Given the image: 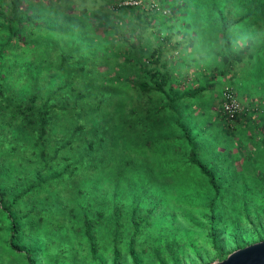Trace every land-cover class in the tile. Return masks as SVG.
<instances>
[{
    "label": "trees",
    "instance_id": "obj_1",
    "mask_svg": "<svg viewBox=\"0 0 264 264\" xmlns=\"http://www.w3.org/2000/svg\"><path fill=\"white\" fill-rule=\"evenodd\" d=\"M41 1L44 6L42 3L40 4V0L38 4L42 6L39 5L41 12L44 14L43 16H61L60 19L62 21L66 20L69 16L67 21H65L67 22L66 24L76 23L75 19L71 18L75 15L69 13L72 5L71 2L74 1H68L64 5L63 10H50L46 1L54 0ZM166 1L170 4L177 2V0ZM247 1L249 0H244V2ZM35 3V0H0V58L1 60L3 58L10 59V63H5V68L10 75V79L27 71L29 64H23L24 62L29 63L26 52L31 44L32 34L34 31H38L40 37H46V39L42 40L44 44L49 42V38L54 39V36L56 37L55 44L48 47L44 61H51L57 55L62 63L66 61L65 66H58V72L64 73L66 71L67 75L72 70L79 72L86 71L88 73L92 70L100 73L101 76L91 80L92 76L87 77L85 75L88 78L87 82L90 79L89 84L97 82L108 83L109 85L111 81L114 83L119 81L125 82L128 88L129 86L135 88L138 91L137 95L143 99L137 101L140 111L143 113L135 110L136 104H132L130 108L127 106V108L128 112H137L139 117L136 123L139 126L142 125L141 128H144V132L149 133L151 126L148 122L149 119L154 116L158 117L160 114H165L161 112V109L165 105L171 108L182 97L187 96L188 92L184 94L176 93L174 90L176 88L171 86L172 58L165 55L169 49L163 41V39L170 38L172 32L176 33L180 31L181 24L178 21L179 17H181L179 16L180 13L171 12L168 17H164L166 19L164 22L168 26V32L161 34L160 38L156 34L158 39H149L152 42L149 43L145 35L142 37V33H139L140 31L138 32L139 36L132 29L127 28L122 30L120 24L124 21L120 23L108 17L104 21H101L104 18L102 14L107 15L106 12L108 10L120 9L123 11L124 9H131L138 5L128 2H114L111 7L103 6L106 8L104 10H102L103 7L92 9L96 14L93 17L86 16V12H90L91 10L88 11L81 7L79 11L80 13H84L86 17H84L85 20H82L81 23H76L75 28H79V31L83 32L88 40L84 42L80 41V44L84 46L85 44H91L93 46V43L98 42L99 46H97L100 50L98 51L99 53H96L97 51L91 52L89 58L81 61L83 64L80 62L75 64V61L77 62L75 59H79L82 49H78L76 53H74L75 49L69 51L66 46V39L76 40L77 37L81 39L82 35L74 33V36H70L71 32H69L67 34L58 33L53 36L52 33L56 31V28L53 26L54 29L48 23L35 28L36 23L32 22L31 28L28 29V24L24 25L23 19L39 18L40 11L38 6H34ZM155 9H150L149 16H159L157 14H162L160 10L156 9V11ZM158 11L161 13H158ZM209 11L218 12V6H211ZM251 11L249 9L247 12ZM146 14L148 15L146 11L141 10L135 16L140 15V18L144 20L143 16H146ZM238 19H242V17L239 16V18L233 21ZM169 20L170 22H167ZM218 21H221L220 26L223 28L222 35L216 31L213 34L216 35H214L215 37H219L216 48L217 52L219 49L222 55L219 54L222 64L218 66L223 73L224 68L229 67L234 62L232 55H230V58L228 56L230 52H233L232 49L230 50V43L233 42L230 40L229 26L226 24L229 21L224 19V17H217L216 23H219ZM139 24L140 22L138 21L137 27L140 26ZM95 26H98L103 31L101 33L95 32ZM118 31H120L122 37L115 35ZM41 33L43 34L42 36ZM219 41L223 43L224 47H220L222 43ZM225 48L228 49L225 50ZM227 51H229L228 54ZM237 53L239 57L242 52L238 51ZM233 55L235 56V54ZM108 61H111V66L106 64ZM70 64H75L76 67H72L70 70ZM38 65L42 66V64ZM68 66L69 69H67ZM116 67L119 69L116 70ZM35 70L38 72V68H35ZM42 74V77H45V79L55 76L54 69L48 68H46V71L42 70ZM57 76L59 80L64 75ZM107 78H110L108 82L106 81ZM45 79L42 78V81ZM68 79H76V76L70 75ZM62 86L61 84H57L53 90H47L44 93V85L42 83L39 91L33 92L27 98L23 96L25 99H21L14 98L12 95L14 93L2 92L3 86L0 84V113L6 114L2 118L0 116V134H10V126H7V124L9 122L11 124L12 122V126L16 122L15 127L17 131L6 142L12 145V147L16 146L17 141L27 144L20 147V160L24 163V169L17 171L13 175L15 176L14 180L13 178L10 179V176H6L9 171L4 167V163L0 159V165H3V175H0V212L3 213L0 217V236L4 237V245L8 247L9 253L11 249L14 253L21 256L24 264L53 263L57 259H62L60 261L61 264H82L80 263L81 261H77L75 258V255L81 256L79 253L90 256L92 260L88 262L89 264H106L105 259H107V256L110 258H108V264H167V260H170L171 264H204L211 261L210 255H202L205 247L203 244L196 243V239L193 238L195 230L188 223H190L189 221L193 222L192 216L195 214L198 217L195 220L196 223L199 225L206 224L212 248H220L216 244L218 228L215 227L217 222L214 218L217 216L216 205L219 198L216 197V192L218 186L213 173L208 170L205 164L197 159L196 146L186 126L175 123L173 119H171L170 123L165 121L161 124L167 127V129L163 130L162 139L166 141L178 139V141L174 140L172 142L171 149L173 151L184 150L187 161L199 167L200 171L206 176L210 186H212L215 194L212 197L206 198L203 206L199 207V210L196 211L183 210L184 200L182 201L180 197L174 198L173 204L176 208L171 209L172 213L169 214L170 219L173 221L170 226L172 224L174 226H171L167 230L160 226L154 228L155 226H152L151 223V215L155 206L149 201L145 204L144 214L136 213L137 209H139L138 206L142 203L139 199H132L133 202L127 209L122 203H114L113 208L105 206L104 201L103 203L98 202L97 205L93 203L94 205L92 206L91 199L87 194L90 188L87 176L99 174L103 167L101 161L102 148L100 150L97 148V140H101L102 135H98L97 132L93 131L90 122L87 121V116L84 118L79 112V109L85 110L84 96L88 90H78L74 95V99L70 102L69 94L75 92V89L69 88L70 90H65ZM55 92H57V100H52ZM101 92L102 90H98L97 87H95L94 91L89 89V95L92 96L90 97L92 101L90 107L93 111L98 110L100 103L105 101L102 96H99L102 94ZM165 96L167 97L166 104L163 102ZM65 105L68 109H78V117L75 119L76 122L70 126L61 125L59 128L56 127L58 125L57 110L65 111ZM151 105L154 110H150ZM170 113H167L168 116L171 115ZM219 114L222 117L224 125L232 127V123H234L240 113L231 122L226 121L220 111ZM3 120H8L7 124ZM52 124H55V126ZM173 124L176 125L173 129L174 131L172 130ZM22 128L25 131L24 129L21 131ZM152 141L155 142V138L145 137L142 140L144 146L149 145ZM2 144L0 141V147H2ZM13 150L10 148V152ZM93 158L94 160L92 161ZM88 169H90V172ZM56 181H59L60 185L50 190L51 187L48 185H53ZM42 190L48 192L42 195ZM25 194L29 195V202L31 203L25 202L26 204L19 205L18 199ZM116 202L118 201L116 200ZM11 207L16 208V210L11 211ZM159 211H163V209ZM179 211L181 216H185L181 218V222H178L179 215H176ZM12 212H15L16 217L13 216ZM45 214L49 216L45 221L47 228L51 231L49 236L43 233L44 230L42 233L38 231L41 222L46 218ZM14 219L19 223L15 224ZM106 222L110 225L109 228L106 226L103 228L102 224H106ZM55 229L59 230L62 234L63 243L51 242L52 236H58ZM30 231L35 233H30ZM138 231L139 235L146 234L147 239L151 240V243H148L149 245H145L137 251L134 241L137 238V236L135 238V234ZM103 234L106 235L107 240L105 241L102 240ZM40 235L44 238V242L40 245L30 246L31 242L24 241L26 239L39 238ZM108 236L110 237L109 242ZM165 236L169 237V241L164 243L167 248L166 257L160 254V252L165 250L162 248L163 245H161L160 241H156L158 237ZM185 236L188 239H185ZM73 241L79 245H74ZM80 241L81 243H79ZM119 241L124 244V252L126 251V253L130 254V260L125 259L124 261H120L117 259L120 256L118 255L119 250L117 247ZM71 242L74 245L73 249L70 245ZM96 244L100 246L98 253L95 250ZM232 249L227 248L225 253H228ZM105 251L108 252L107 255ZM141 251L143 254L140 253ZM221 252L220 249L217 251L218 254ZM67 256L71 257L68 259L64 258ZM3 260H5V257L0 259V264H2Z\"/></svg>",
    "mask_w": 264,
    "mask_h": 264
},
{
    "label": "rangeland",
    "instance_id": "obj_2",
    "mask_svg": "<svg viewBox=\"0 0 264 264\" xmlns=\"http://www.w3.org/2000/svg\"><path fill=\"white\" fill-rule=\"evenodd\" d=\"M68 1L71 0H54L46 1V3H48L50 10H63L64 5ZM72 1L74 2H71L72 5L69 13L75 15L71 18H74L76 23H81L82 20H85L84 17L86 16H95V11L92 9L102 8L103 6L111 7L114 2H128L138 5L131 9H124L123 11L120 9L113 11L108 10L106 12L107 15L104 13L102 14L104 18L101 19V21H104L106 17L120 23L124 21L120 24L122 30H125L127 26L134 30L135 34H138L140 31L139 33H142V37L144 35L143 33L146 32L147 36L145 37L149 43H152L149 39L154 40V38L156 39L158 37L157 35H159L160 38L161 34L168 32V26L163 22L151 26L152 19L149 17L151 8H156L162 12V14H157L159 15L158 17L153 15V18L162 19L163 17H168L171 12L180 13L179 16L181 17H179L178 21L181 24V27L179 28L181 34L187 32H195L200 35L202 33L213 34L216 31L220 32L222 35L223 28L220 26L221 21L216 23V20L217 17H224V19L229 21L226 24L229 26L228 31L230 32L229 35H231L230 40L233 42L230 43V50L232 49L233 52L228 54L229 51H227V54L229 58L230 55H232V60H234V64H232L234 67H236L238 62L242 63L239 68H236V73H240V81L243 82L244 86H246L245 88L249 90L250 94L264 95V0H249L247 2H244V0H177V2L173 4L168 3L166 0ZM35 2L34 6H38L40 11L39 18L23 19V24H28V29L31 28L32 22L36 23L35 28L39 25L48 23V25L51 24L52 27L54 26L56 28V31L52 33L53 36L58 33L67 34L69 32H71L70 36H74V33L77 35L81 34V39L79 37H77L76 40L66 39V46L69 51L75 49L74 53H76L78 49H82L79 59H75L77 60V62L75 61V64L79 62L82 63L81 61L83 59L86 60L89 58L91 52L97 51L96 53H99L98 51L100 48L98 47V42L93 43V46L91 44H85V46L80 44V41H87L88 38L84 36L83 32L79 31V28H75L76 23L66 24L67 22L65 21H67L69 16L64 21L60 19L61 16H43L44 14L40 9L42 1L40 0V4H38L39 0H35ZM211 6H218L219 11L210 12L209 9ZM81 7L91 11L86 12L85 16L84 13H80L79 11V8ZM104 9L106 8L103 7L102 10ZM249 9L252 11L247 12ZM141 10L148 13V15L146 14V16H143L146 17L144 20L140 18V15L137 17L135 16V14L140 13ZM160 11H158V13H161ZM239 16H241L242 19L233 21L236 18H239ZM139 19L140 26L137 27ZM98 26H95L94 31L101 33L103 30H100V26ZM73 30L75 31L73 32ZM153 30L156 31L154 34ZM140 34L138 35L140 36ZM42 35L43 34L41 33V36ZM115 35L119 37L122 34L118 31ZM44 39H46V37H40L39 32L34 31L31 38V44L26 52L27 58H29L27 61H29V63H23L26 65L29 64V67L25 73H20L18 76L12 77V79H10V75L5 68V63H10V59L3 58L1 60L0 58V84L3 86L2 92L14 93L12 94L14 98L25 99L33 92L39 91V87L42 83L44 85V93L47 90H53L57 84H61L65 90L69 88L75 89V92L69 94L70 102H72L74 95L78 90H88L84 96L85 110L79 109V112L84 118L87 116V121L90 122L92 130L97 132L98 135H102V139L97 140V148L99 150L102 148L101 161L103 167L99 174L87 176V181L90 186L87 194L91 199L92 206L94 205L93 203L97 205L98 202L103 203L104 201L105 206L107 205L108 207L110 206L113 208L114 203H122L127 209L131 206L133 202L132 199H139L142 203L140 205L141 207L138 206L139 209H137L136 213L144 214L145 204L149 201L155 206L151 215L152 226H155L154 228L160 226L167 230L171 226H174L173 224L170 226L173 221L169 217V214L172 213L171 209L176 208L173 204L174 198L180 197L182 198V201L184 200L182 207L183 210L196 211L199 210V207L203 206L206 202V198L214 196V190L208 183L206 176L200 171L198 166L187 161V156H185L186 154L184 150L173 151L171 149L172 142L174 140L178 141V139L176 138L170 141L162 139L163 130L167 129V127L161 124L165 121H168L169 123L171 122V115H169V118L167 113H174L173 109H175L181 112L183 118L182 123H186L184 124L189 131L192 140L197 142V159L205 164L208 170L213 173L218 186L216 197H218L219 200L216 205L217 216L214 218L217 222L215 227L218 228L216 244L220 246L219 249L222 252L218 254L217 251L219 249L212 248L206 224L199 225L196 223L195 220H197L198 217L195 214L192 216L193 222L189 221L190 223H188V225L195 230L193 238L196 239V243L203 244L205 247V251L202 255H210V260L221 259L227 254L225 253L227 248L234 249L235 247H240L248 242L264 238V134H261L259 131H264V123L255 120V122H251L246 127H242L241 132L236 134L233 140H227L225 135L221 137L219 134L215 133L214 130L212 131L211 127H208L209 129L206 128L205 123L208 115L205 111L198 115L191 114V105L194 103H189L180 99L176 102L177 104L171 106V108L165 105L164 108L161 109V112L165 113L164 115L160 114L158 117L154 116L149 119L148 122L151 124L149 133L144 132V128H141L142 125L139 126L136 123L137 118L139 117L137 112H128L127 108V106L130 108L132 104H136L135 110L142 112L140 111L139 103L137 101L143 99L141 96L137 95L138 91L135 88H131L130 86L128 88L125 82L119 81L115 83L111 81L109 82V85L108 83L103 84L97 82L89 84L90 79L87 82L88 78H86L85 75L87 77L92 76L91 80L101 76L100 73H96L92 70H90V73L86 71L79 72L77 70H72L67 75L66 71H64V73L61 71L58 72V66H65L66 61H63L62 63L58 55L54 56L51 61H44L47 55V49L50 45L55 44L54 41L56 40V37L54 36V39L49 38L47 44L42 42ZM219 42L222 43L221 41ZM206 44L208 45V43ZM220 47H224L223 43L222 45L220 44ZM226 49L228 48H225V50ZM238 51L242 52L239 57L237 53ZM218 53L221 55L219 49ZM174 54H176V51L172 52V55ZM233 54H235V56ZM168 56L170 57V54H168ZM248 56L249 58L247 59ZM235 61L238 62L235 64ZM110 62L111 61H108L106 64L111 66L112 64ZM38 64H42L43 67ZM75 64L69 65L70 70L72 67H76ZM69 66L67 69H69ZM35 68H38V72H36ZM46 68L54 69V75L56 77L53 76L46 79L45 77H42V70L46 71ZM117 69L119 68L116 67V70ZM57 75L64 76L58 80ZM70 75H75L76 79L69 80L68 76ZM42 78L45 80L42 81ZM61 80L62 82L59 83ZM108 80H110V78L106 79L107 82ZM216 82L218 83L212 88V92L218 91V88L221 87L220 83L222 80L218 78ZM129 83L132 84L130 81ZM95 87H97L98 90H102V94L99 96H102L105 101L100 103L98 110L93 111L90 107L92 104L90 97L92 96L89 95V89L94 91ZM56 95L57 92H55L52 100H57ZM23 96H25V98H23ZM209 96L210 94H208V96L206 95L200 103H206L208 101L207 97ZM190 99H193V101L197 100L196 96ZM108 102L110 103L109 105ZM163 102H165V104L167 103L166 96L164 97ZM249 105L252 106V102H249ZM262 106H264V104ZM150 110H154L152 109V105ZM77 113L78 109H68L66 105L65 111L57 110L58 125H56V127L60 128L61 125L70 126L75 123V119L78 117ZM4 115L6 114L0 113L1 118ZM7 121L8 120H3L6 124ZM11 124L10 122L7 124V126H10V134H0V141L3 143L2 147H0V159L2 160V163H4V167L9 171L6 176H10V179L13 178L14 180L15 176L13 175L17 173V171L24 169V163L20 160V147L27 144L17 141L15 149L14 146L12 147V145H9L8 142H6L11 138V135L15 134L17 131V128L15 127L16 122L13 123L12 126ZM52 125L55 126V124ZM172 127L173 130L176 125L173 124ZM23 129L24 128H22L21 131ZM250 129H252L253 132L249 133ZM145 137H153L155 138V142L152 141L149 145L144 146L142 140ZM258 139H262V142ZM10 148L14 150L10 152ZM93 160L94 158L92 161ZM89 170L90 169H88V171ZM2 172L3 165L0 167V175ZM56 182H54L53 185H48L51 187V189L49 188L50 190H52L53 187H58L60 185L59 181ZM48 191L42 190L41 193L42 195H45ZM28 196L29 195L25 194L18 199L19 205L28 203L30 200ZM116 200L118 202H116ZM30 203L31 202H29V204ZM160 209H163V211H159ZM10 210L13 211L16 210V208L11 207ZM2 214L3 213L0 212V217ZM12 214L16 217L15 212H12ZM176 215H179L178 222H181V218L185 217L184 215L181 216L180 211ZM45 216L46 218L41 222L38 231L42 233L44 230L43 233H46L49 236L51 231L45 224V221L49 216L48 214H45ZM182 221H184V219H182ZM18 223L19 222L15 220V224ZM107 223L108 222L102 224L103 228H105V226L109 228L110 225ZM55 230L58 236H52L51 242H59L58 244L63 243L64 240L62 234L59 230ZM30 233L35 232L30 231ZM109 238L110 237L108 236V242ZM135 238L134 244L137 251L141 247L151 243V240L147 239V235H139V231L135 234ZM185 239L188 238L185 236ZM102 240H107L105 234H103ZM24 241L31 242L30 246H35L43 243L44 238L40 235L39 238L26 239ZM156 241H160L161 245H163L162 248L165 250L160 252V254L166 257L167 248L164 243L169 241V237H158ZM4 243V237L0 236V259L5 257L2 264H24L22 257L14 253L11 249L9 253L8 247H6ZM79 243H81V241ZM73 244L79 245L76 244L75 241H73ZM73 244L72 242L70 244L72 249L74 248ZM98 244H96L95 247L97 253L99 252L98 250H100ZM139 244L141 245L139 246ZM123 246L124 244L119 241L117 247L119 250L118 255L120 256H118L119 258L117 259L120 261H124L125 259L130 260V254L126 253V251L124 252ZM140 253L143 254L142 251ZM79 254L81 256L75 255V258L77 261H81L80 263L82 264H89L88 262L92 260L90 256L81 253ZM107 254L108 252H106V255ZM9 256L10 258H8ZM70 257L71 256H67L64 258L68 259ZM108 258L109 256L105 259L106 264L109 263ZM61 260L62 259H57L53 263L46 262V264H61ZM167 264H171L170 260H167Z\"/></svg>",
    "mask_w": 264,
    "mask_h": 264
},
{
    "label": "crops",
    "instance_id": "obj_3",
    "mask_svg": "<svg viewBox=\"0 0 264 264\" xmlns=\"http://www.w3.org/2000/svg\"><path fill=\"white\" fill-rule=\"evenodd\" d=\"M149 17L152 19L151 26H155L159 22L165 23L164 21L166 20L164 17L162 19L153 18L152 15ZM143 18L146 19V17ZM167 22H170V20ZM127 28L129 27L126 26V29ZM154 32L156 31L153 30V33ZM143 34L147 36L146 32ZM202 34L200 35L195 32L181 34L179 31L176 33L172 32L170 38L163 39L169 49L165 55L168 56V54H170V57L172 58L171 86L176 88L174 89L176 93L184 94L188 92L187 96L182 97L181 99L189 103H194L191 105V114L198 115L200 113L202 114L203 111L206 112L208 115L205 123L206 128L211 127V130H214V132L221 137L225 135L227 140H233L235 135L241 132V128L246 127L251 122L258 120L264 123V106H262L264 104V95H252L249 90L245 88L246 86H244L243 82L239 79L240 73H236V68H239L242 65L241 62H238L239 60L235 62V64L238 62L236 67H234L233 62L229 67H225L222 73L218 66L221 65L222 62L216 48L219 37H215L216 35L211 33ZM206 43H208V45ZM173 51H176V54L172 55ZM248 58L249 56L247 59ZM218 78L222 80L220 83L221 87L218 88V91L212 92V88L218 83L216 82ZM223 86L232 89L243 106V112L237 116L234 123H232V127H226L224 125L218 110L220 104V91ZM208 94H210V96L207 97L208 101L206 103H200V101L204 99L206 95L208 96ZM194 96L197 98L195 101L190 99ZM249 102H252V106L249 105ZM173 110L174 113H170L173 121L185 126L186 123H182L183 118L181 112L179 110ZM259 131L261 134H264L263 130ZM251 132H253L252 129L249 130V133ZM258 140L262 142V139ZM194 143L196 146L197 142ZM195 149H197V146Z\"/></svg>",
    "mask_w": 264,
    "mask_h": 264
},
{
    "label": "water",
    "instance_id": "obj_4",
    "mask_svg": "<svg viewBox=\"0 0 264 264\" xmlns=\"http://www.w3.org/2000/svg\"><path fill=\"white\" fill-rule=\"evenodd\" d=\"M204 264H264V238L236 247L223 258Z\"/></svg>",
    "mask_w": 264,
    "mask_h": 264
},
{
    "label": "built area",
    "instance_id": "obj_5",
    "mask_svg": "<svg viewBox=\"0 0 264 264\" xmlns=\"http://www.w3.org/2000/svg\"><path fill=\"white\" fill-rule=\"evenodd\" d=\"M219 99V111L228 122H231L243 110L242 104L232 89L227 86L221 88Z\"/></svg>",
    "mask_w": 264,
    "mask_h": 264
}]
</instances>
